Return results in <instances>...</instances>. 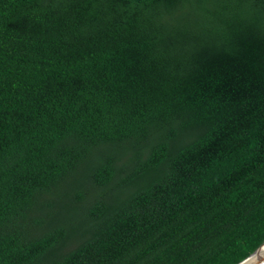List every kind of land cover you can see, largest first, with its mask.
Listing matches in <instances>:
<instances>
[{"label":"trees","instance_id":"1","mask_svg":"<svg viewBox=\"0 0 264 264\" xmlns=\"http://www.w3.org/2000/svg\"><path fill=\"white\" fill-rule=\"evenodd\" d=\"M263 241L264 0H0V264Z\"/></svg>","mask_w":264,"mask_h":264},{"label":"water","instance_id":"2","mask_svg":"<svg viewBox=\"0 0 264 264\" xmlns=\"http://www.w3.org/2000/svg\"><path fill=\"white\" fill-rule=\"evenodd\" d=\"M264 244V241L254 250L252 251L248 256H246L241 261L237 262L236 264H242L244 263L249 257L253 255L262 245ZM248 264H264V254L253 260L252 262H249Z\"/></svg>","mask_w":264,"mask_h":264},{"label":"bare ground","instance_id":"3","mask_svg":"<svg viewBox=\"0 0 264 264\" xmlns=\"http://www.w3.org/2000/svg\"><path fill=\"white\" fill-rule=\"evenodd\" d=\"M262 254H264V244L255 252L253 253V255L251 257H249L244 263L242 264H248L249 262H252L253 260H255L256 258H258L259 256H261Z\"/></svg>","mask_w":264,"mask_h":264}]
</instances>
